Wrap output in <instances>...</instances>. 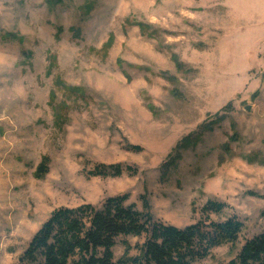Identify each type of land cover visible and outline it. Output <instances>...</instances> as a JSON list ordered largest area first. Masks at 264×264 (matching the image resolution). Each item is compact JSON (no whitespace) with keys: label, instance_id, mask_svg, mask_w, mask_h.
<instances>
[{"label":"rangeland","instance_id":"obj_1","mask_svg":"<svg viewBox=\"0 0 264 264\" xmlns=\"http://www.w3.org/2000/svg\"><path fill=\"white\" fill-rule=\"evenodd\" d=\"M123 195L179 229L214 201L240 244L264 233V0H0V264L55 210Z\"/></svg>","mask_w":264,"mask_h":264},{"label":"trees","instance_id":"obj_2","mask_svg":"<svg viewBox=\"0 0 264 264\" xmlns=\"http://www.w3.org/2000/svg\"><path fill=\"white\" fill-rule=\"evenodd\" d=\"M53 65L51 58L48 74ZM53 110L54 125L61 129L66 120L56 108ZM221 117L217 121H221ZM213 123L200 126V131L210 130ZM188 142L189 138L182 140L176 150ZM129 149L139 151L140 147L131 145ZM46 173L47 158H44L36 175ZM122 173L120 165H101L90 175L119 177ZM127 199L123 195L108 198L97 206L55 210L30 239L18 264H194L205 260L216 248L240 244L243 223L238 218L217 221L211 218V215L222 214V203L208 201L201 209L199 221L179 229L156 220L147 211L146 202L144 213L133 205H126ZM121 237L125 238L122 241L124 252L115 258L113 249ZM128 237L140 241L132 246L126 240ZM221 264H264V233L244 238L235 256Z\"/></svg>","mask_w":264,"mask_h":264},{"label":"water","instance_id":"obj_3","mask_svg":"<svg viewBox=\"0 0 264 264\" xmlns=\"http://www.w3.org/2000/svg\"><path fill=\"white\" fill-rule=\"evenodd\" d=\"M247 110H249V108H247Z\"/></svg>","mask_w":264,"mask_h":264}]
</instances>
